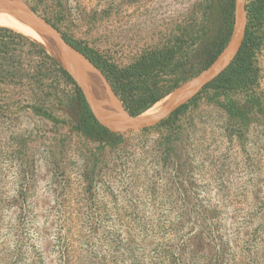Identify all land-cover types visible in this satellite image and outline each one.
Wrapping results in <instances>:
<instances>
[{
  "label": "rangeland",
  "instance_id": "obj_1",
  "mask_svg": "<svg viewBox=\"0 0 264 264\" xmlns=\"http://www.w3.org/2000/svg\"><path fill=\"white\" fill-rule=\"evenodd\" d=\"M24 1L118 69L172 48L121 82L132 109L205 68L225 24V0ZM244 2L255 82L111 136L50 49L0 25V264H264V2Z\"/></svg>",
  "mask_w": 264,
  "mask_h": 264
},
{
  "label": "water",
  "instance_id": "obj_2",
  "mask_svg": "<svg viewBox=\"0 0 264 264\" xmlns=\"http://www.w3.org/2000/svg\"><path fill=\"white\" fill-rule=\"evenodd\" d=\"M0 9L29 25L45 39L62 68L78 84L94 116L113 132H129L156 125L190 100L231 62L242 44L246 30L245 2L234 0L230 36L212 62L169 91L158 109L133 115L124 107L103 72L86 55L67 42L52 23L24 0H0ZM99 115L104 117L105 121Z\"/></svg>",
  "mask_w": 264,
  "mask_h": 264
},
{
  "label": "trees",
  "instance_id": "obj_3",
  "mask_svg": "<svg viewBox=\"0 0 264 264\" xmlns=\"http://www.w3.org/2000/svg\"><path fill=\"white\" fill-rule=\"evenodd\" d=\"M256 2L262 4L264 0H256ZM256 9L260 10L261 7L258 6ZM246 10L249 12L253 11L252 9H249L248 5H246ZM222 14L225 19L224 26L216 33V35L209 38V40L206 42L202 50L203 56H206L205 64H204L205 67L209 63H211L212 60L217 56V54L225 45V42L227 41L228 37L230 36L231 23L233 18V0H225V4L222 6ZM249 22L250 20H248L247 22L242 44L239 47L234 58L218 75H216L211 81H209L201 89V91L207 88H216V89H222L224 91H230L234 89L247 87L255 82V79L257 77V68L253 63L252 56L254 49L258 44V39L253 35L252 31H250ZM5 30H10V29H7L6 27ZM63 37L73 47H75L81 53L86 55L90 59V61L103 72V74L105 75V77L107 78V80L111 84V87L113 88V90L117 95H119L120 92L124 90V87L121 84L123 80L146 76L152 70L156 68H162L167 64H170L172 62V58L174 54L172 48L168 49L167 51L164 49L147 51L144 52L140 56V58L132 65L122 69H118L116 65L112 63H107L105 60L101 59L97 55L96 57H93L92 49L82 45L80 41L67 38L64 35ZM39 51L48 60H51L52 62L55 63V59L49 53H47V51L42 46H39ZM60 71L63 73V75L66 78H68V80L74 83V81L71 79L69 74L63 68H60ZM77 92H78L79 101L81 102L82 94L78 88H77ZM159 99L160 97L158 95H151L144 98L142 97L141 101L139 102L138 106L135 109L129 108L127 106L126 108L131 114L133 115L138 114L139 109H141L146 105H152ZM183 105L178 107L175 111H173L171 114H169L165 119H163L160 122L165 123L169 118L176 115L181 110ZM98 126L100 127L99 130L102 131L104 134H108L110 136L114 134L113 132L109 131L107 128L102 127L100 125ZM99 130H96L97 134L98 132H100Z\"/></svg>",
  "mask_w": 264,
  "mask_h": 264
},
{
  "label": "bare ground",
  "instance_id": "obj_4",
  "mask_svg": "<svg viewBox=\"0 0 264 264\" xmlns=\"http://www.w3.org/2000/svg\"><path fill=\"white\" fill-rule=\"evenodd\" d=\"M0 25L12 27L21 33L27 34V35L31 36L32 38L36 39L37 41H39L40 43L46 45V47L48 49H50L48 47L45 39L35 29L31 28L29 25H27L26 23H24L20 19L15 18L13 15H11L9 12H7L4 9H0ZM50 51L54 54L52 49H50ZM165 99H166V97H163L162 100L155 103V105L153 107H150L149 109H147L145 111V113H148V112H151V111L158 109L163 104ZM99 117H101L103 119V121H105L104 117H102L100 115H99ZM106 123H109V121H106Z\"/></svg>",
  "mask_w": 264,
  "mask_h": 264
}]
</instances>
